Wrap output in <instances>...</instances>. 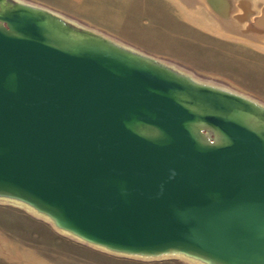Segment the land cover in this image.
Segmentation results:
<instances>
[{
  "label": "water",
  "instance_id": "1",
  "mask_svg": "<svg viewBox=\"0 0 264 264\" xmlns=\"http://www.w3.org/2000/svg\"><path fill=\"white\" fill-rule=\"evenodd\" d=\"M0 201L115 256L264 264V105L0 0Z\"/></svg>",
  "mask_w": 264,
  "mask_h": 264
},
{
  "label": "rangeland",
  "instance_id": "2",
  "mask_svg": "<svg viewBox=\"0 0 264 264\" xmlns=\"http://www.w3.org/2000/svg\"><path fill=\"white\" fill-rule=\"evenodd\" d=\"M23 1L41 4L37 0ZM204 1L209 4L208 0L161 2V8L168 16H173V19H170L200 37L197 43H188L185 39L182 41L177 32L179 28L155 11L152 2L149 10L146 8L145 14H142L145 10L140 7L141 4L131 3L127 10L128 20L117 34L127 36L129 32L133 37L131 42L142 48L137 51L152 56L195 79L225 87L264 105V34L248 28V24L260 15L264 0H219L226 5L227 10L229 9V12H226L228 17L225 18L218 17L216 13L220 15L225 13L213 9L209 4L216 13L210 11ZM148 3L146 1L144 4ZM67 18L79 25L96 29L88 22ZM260 22L256 19L255 26ZM106 27L112 28L110 25ZM104 35L118 41L117 35L109 32ZM123 44L131 46L128 42ZM2 205L10 208L15 206L1 202L0 206ZM16 207L12 209L23 210ZM59 235L71 243L64 248L70 257L65 264H190L175 258L144 261L115 256ZM33 260L25 250L16 249L12 244L0 243V264H37Z\"/></svg>",
  "mask_w": 264,
  "mask_h": 264
},
{
  "label": "crops",
  "instance_id": "3",
  "mask_svg": "<svg viewBox=\"0 0 264 264\" xmlns=\"http://www.w3.org/2000/svg\"><path fill=\"white\" fill-rule=\"evenodd\" d=\"M41 4L38 6L47 8L59 13L64 17H72L79 19L82 22H88L93 25L98 32L111 33L117 35L116 39L123 43H129L130 47L136 50L142 49L135 46L131 42L132 34L128 32L127 36L118 35L121 28L124 27L126 20H128L129 8L128 6L134 2L141 4L140 7L145 10V14L150 8V3H153V9L164 15L166 19L175 24L179 28L177 31L180 38L186 40L188 43L199 42L200 37L192 31L186 30L182 25L173 21V16H168L166 11L161 8L163 0H37ZM148 3V5L144 3ZM209 4L210 3V0ZM207 4L208 9H213ZM37 5V4H36ZM147 8V10H146ZM226 8V7H225ZM227 10V8H226ZM229 12V9L227 10ZM182 12V11H181ZM214 12V11H213ZM220 12V11H219ZM216 13V12H214ZM149 15V12L147 13ZM218 17H228V13ZM172 18V19H170ZM81 19V20H80ZM110 25L112 28H107ZM185 35L186 37L184 38ZM183 43V42H181ZM152 57V56H151ZM217 70V69H215ZM7 206V205H6ZM13 207L0 206V243L4 245L12 244L14 248L26 251L34 259L37 264H65L68 259L66 250L64 249L69 243L62 239L59 234L46 222L32 216L31 214L20 209H12ZM17 208V207H16ZM11 248V247H10ZM70 258V257H69ZM32 261V262H33Z\"/></svg>",
  "mask_w": 264,
  "mask_h": 264
},
{
  "label": "bare ground",
  "instance_id": "4",
  "mask_svg": "<svg viewBox=\"0 0 264 264\" xmlns=\"http://www.w3.org/2000/svg\"><path fill=\"white\" fill-rule=\"evenodd\" d=\"M210 3H211V5L214 7V8H216L218 11H220V12H222V14L223 13H226L227 12V10H226V5L224 4V3H222L221 1H219V0H210ZM260 15H258L257 17H256V19H259L261 22H260V24L258 25L259 27H264V13H263V16L261 17V18H258ZM255 19V20H256ZM254 32H257V33H262V34H264V31H254ZM246 33H249V32H246ZM2 201H0V203H1ZM2 203H6V202H2ZM23 210L25 211V212H27V213H31L30 211H28L27 209H25V208H23ZM190 263V262H189ZM190 264H194V263H190Z\"/></svg>",
  "mask_w": 264,
  "mask_h": 264
}]
</instances>
